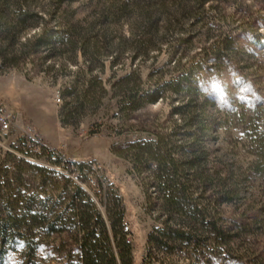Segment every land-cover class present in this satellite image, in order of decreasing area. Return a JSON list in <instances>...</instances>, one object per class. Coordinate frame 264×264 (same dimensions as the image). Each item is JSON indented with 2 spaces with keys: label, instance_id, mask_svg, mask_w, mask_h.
<instances>
[{
  "label": "rangeland",
  "instance_id": "rangeland-1",
  "mask_svg": "<svg viewBox=\"0 0 264 264\" xmlns=\"http://www.w3.org/2000/svg\"><path fill=\"white\" fill-rule=\"evenodd\" d=\"M26 2L32 24L20 31L13 28L12 14L0 10V100L14 116L10 128L0 131V145L12 150L25 137L51 148L49 155L39 143L31 150L36 153L15 151L47 168L48 194L36 196L41 177L35 170L24 175L37 204L50 198L25 216L24 240L2 255L0 264H120L121 237L129 238L133 264L141 263L148 233L161 218L157 209L148 212L131 161L113 149L170 129L175 115L168 100L120 109L113 92L121 85L112 83L127 73L139 82L137 74L145 79L152 70L172 67L173 59L193 55L220 31L232 35L241 50L224 70L203 72L201 86L217 122L208 151L211 170L228 169L230 176L219 185L236 190L217 206L230 228L229 251L210 264H264V0ZM54 30L50 42L36 44L42 31ZM77 95L87 100L81 104ZM56 156L59 162L52 160ZM89 177L103 191L97 184L88 188ZM213 177L209 193L215 192ZM77 187L84 190V202L88 196L98 207L97 219L90 208H65ZM217 200L212 195L211 202ZM199 251L198 246L158 256L172 264H208Z\"/></svg>",
  "mask_w": 264,
  "mask_h": 264
},
{
  "label": "trees",
  "instance_id": "trees-1",
  "mask_svg": "<svg viewBox=\"0 0 264 264\" xmlns=\"http://www.w3.org/2000/svg\"><path fill=\"white\" fill-rule=\"evenodd\" d=\"M0 4L3 6L0 9L2 14H12L15 32L32 24L29 20L33 18V11L26 0H0ZM56 32L42 31L36 38V44L50 42L48 38L55 37ZM213 36L207 45H203L193 55L173 59L172 67L152 70L145 79L137 74L139 82L132 78L133 73H127L112 83L113 87L121 85L120 91L113 92L120 109L130 112L147 103L168 100L171 114L175 115L170 129L155 133L149 139L131 141L121 151L113 149L131 161V167L139 175L144 188L148 212L157 209V218H161L159 224L148 233V251L140 264H172L170 258L159 257L158 253L168 255L177 249L195 250L198 246L206 263L210 264L214 256L229 251L232 240L230 228L217 215L220 213L217 206L219 201L229 199L230 193L235 192L236 188L226 189V185H219L230 176L228 169L217 167L211 170L214 162L208 151L217 122L216 117L209 113V105L213 102L201 86V75L203 72L224 70L241 49L228 32L220 31ZM89 91L85 90L87 93ZM85 95L84 98L77 95L78 102L83 104L87 100ZM38 143L20 137L12 145V150L0 145V258L11 247H15L21 238L24 240L22 227L25 216L50 198L40 199L37 204L35 195L28 193L31 186L24 175L27 170H35L41 177L36 196L48 194V188L45 187L48 174L44 173L47 168L29 162L25 155L17 157L15 153H36L31 150ZM39 144L46 155L53 152L47 145ZM52 160L59 162L60 159L56 156ZM145 171L146 174L142 176ZM212 177L216 179L215 192L209 193L207 183ZM97 186L103 191L101 183ZM212 195L217 196L218 200L211 202ZM84 196V190L77 187L70 196L72 203L65 208L69 211L78 209L80 212H90L91 209L97 219L101 214L98 207L88 196L87 203L84 202ZM115 201L118 219L122 223L121 201L119 198ZM121 233L126 235L124 229ZM128 242L127 237L117 240L116 251L120 264H133Z\"/></svg>",
  "mask_w": 264,
  "mask_h": 264
},
{
  "label": "built area",
  "instance_id": "built-area-1",
  "mask_svg": "<svg viewBox=\"0 0 264 264\" xmlns=\"http://www.w3.org/2000/svg\"><path fill=\"white\" fill-rule=\"evenodd\" d=\"M57 101L61 100L60 93H56L54 97ZM14 116L12 112H9L5 106L4 103L0 100V131L8 130L11 126V122L13 120ZM96 181L93 177H89L86 181V185L88 188L94 187L96 185ZM129 226L126 224L124 226V230H128ZM129 239V238H128Z\"/></svg>",
  "mask_w": 264,
  "mask_h": 264
}]
</instances>
